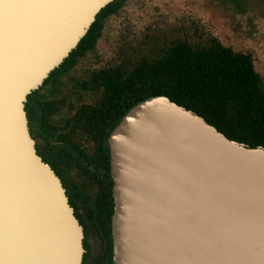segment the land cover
<instances>
[{"label":"water","instance_id":"water-1","mask_svg":"<svg viewBox=\"0 0 264 264\" xmlns=\"http://www.w3.org/2000/svg\"><path fill=\"white\" fill-rule=\"evenodd\" d=\"M112 0H0V264H82L83 227L25 111ZM106 144L114 264H264V146L227 138L165 95Z\"/></svg>","mask_w":264,"mask_h":264},{"label":"trees","instance_id":"trees-1","mask_svg":"<svg viewBox=\"0 0 264 264\" xmlns=\"http://www.w3.org/2000/svg\"><path fill=\"white\" fill-rule=\"evenodd\" d=\"M128 1L101 8L77 46L25 102L36 151L60 178L83 227L82 264H114L106 138L138 101L165 95L227 138L264 146V80L255 53L235 50L212 33L184 31L157 52L121 39L107 56L101 42Z\"/></svg>","mask_w":264,"mask_h":264},{"label":"rangeland","instance_id":"rangeland-1","mask_svg":"<svg viewBox=\"0 0 264 264\" xmlns=\"http://www.w3.org/2000/svg\"><path fill=\"white\" fill-rule=\"evenodd\" d=\"M184 31L212 33L235 50L253 51L264 80V0H129L100 46L109 56L112 44L125 39L143 52H157Z\"/></svg>","mask_w":264,"mask_h":264}]
</instances>
